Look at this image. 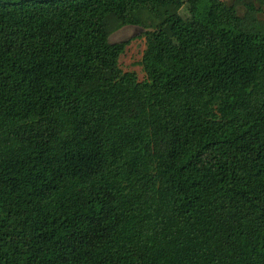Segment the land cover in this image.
Wrapping results in <instances>:
<instances>
[{
  "label": "trees",
  "instance_id": "obj_1",
  "mask_svg": "<svg viewBox=\"0 0 264 264\" xmlns=\"http://www.w3.org/2000/svg\"><path fill=\"white\" fill-rule=\"evenodd\" d=\"M0 264H264V0H0Z\"/></svg>",
  "mask_w": 264,
  "mask_h": 264
},
{
  "label": "rangeland",
  "instance_id": "obj_2",
  "mask_svg": "<svg viewBox=\"0 0 264 264\" xmlns=\"http://www.w3.org/2000/svg\"><path fill=\"white\" fill-rule=\"evenodd\" d=\"M143 33L144 29L141 27L127 26L111 36L112 42L130 41L126 53L121 58V67L126 72H136L140 80L146 77L141 65L146 48Z\"/></svg>",
  "mask_w": 264,
  "mask_h": 264
}]
</instances>
